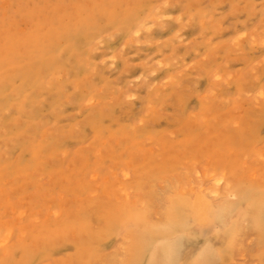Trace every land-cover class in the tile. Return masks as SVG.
<instances>
[{
	"label": "rangeland",
	"instance_id": "1",
	"mask_svg": "<svg viewBox=\"0 0 264 264\" xmlns=\"http://www.w3.org/2000/svg\"><path fill=\"white\" fill-rule=\"evenodd\" d=\"M128 262L264 264V0H0V264Z\"/></svg>",
	"mask_w": 264,
	"mask_h": 264
},
{
	"label": "bare ground",
	"instance_id": "2",
	"mask_svg": "<svg viewBox=\"0 0 264 264\" xmlns=\"http://www.w3.org/2000/svg\"><path fill=\"white\" fill-rule=\"evenodd\" d=\"M136 28V27H135ZM138 29V28H137ZM260 218H261V216H260ZM143 221V220H142ZM142 224H144V223H142ZM145 225V224H144ZM144 225H142V226H144ZM259 225V224H258ZM147 226V225H146ZM146 226H145V228H146ZM176 226V225H175ZM180 226V225H179ZM183 226V225H182ZM150 227V226H149ZM148 229V228H147ZM146 229V230H147ZM150 229V228H149ZM152 229V228H151ZM143 231H145L144 229H143ZM158 232V231H157ZM156 232V233H157ZM158 234V233H157ZM141 235V233H139V236ZM144 235V234H143ZM161 235V234H160ZM142 236V235H141ZM134 239V238H133ZM135 241V240H134ZM136 241H138V240H136ZM139 242V241H138ZM136 243V242H135ZM149 243V242H148ZM138 245H139V243H137ZM144 244V243H143ZM172 245H174V244H172ZM150 246H152V245H150ZM157 246V245H156ZM161 246V245H160ZM138 247V246H137ZM173 247V246H172ZM143 248H145V246H143ZM148 248V247H147ZM174 249V248H173ZM136 250V249H135ZM141 250V249H140ZM132 251H134V250H132ZM149 252V251H148ZM174 252V251H173ZM172 254V253H171ZM131 256H132V254H131ZM131 256H130V258H131ZM151 259V258H150ZM154 259V258H153ZM131 261H132V259H131ZM130 262V261H129ZM128 262V264H130ZM132 263V262H131Z\"/></svg>",
	"mask_w": 264,
	"mask_h": 264
}]
</instances>
